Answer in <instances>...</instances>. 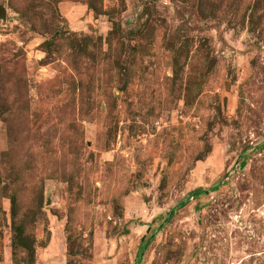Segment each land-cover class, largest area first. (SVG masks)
Wrapping results in <instances>:
<instances>
[{
    "label": "rangeland",
    "instance_id": "374dc122",
    "mask_svg": "<svg viewBox=\"0 0 264 264\" xmlns=\"http://www.w3.org/2000/svg\"><path fill=\"white\" fill-rule=\"evenodd\" d=\"M0 264H264V0H0Z\"/></svg>",
    "mask_w": 264,
    "mask_h": 264
}]
</instances>
